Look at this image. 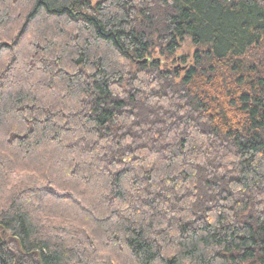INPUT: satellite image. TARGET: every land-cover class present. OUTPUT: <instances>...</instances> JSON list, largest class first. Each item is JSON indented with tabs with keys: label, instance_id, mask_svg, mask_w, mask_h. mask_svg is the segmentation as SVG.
<instances>
[{
	"label": "trees",
	"instance_id": "obj_1",
	"mask_svg": "<svg viewBox=\"0 0 264 264\" xmlns=\"http://www.w3.org/2000/svg\"><path fill=\"white\" fill-rule=\"evenodd\" d=\"M0 264H264V0H0Z\"/></svg>",
	"mask_w": 264,
	"mask_h": 264
},
{
	"label": "rangeland",
	"instance_id": "obj_2",
	"mask_svg": "<svg viewBox=\"0 0 264 264\" xmlns=\"http://www.w3.org/2000/svg\"><path fill=\"white\" fill-rule=\"evenodd\" d=\"M189 49H190V48H189V45H186L184 53H185V54L189 53Z\"/></svg>",
	"mask_w": 264,
	"mask_h": 264
}]
</instances>
